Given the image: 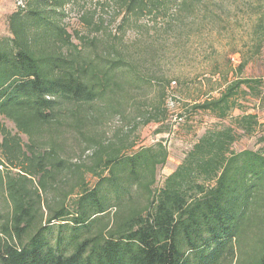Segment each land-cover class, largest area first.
Wrapping results in <instances>:
<instances>
[{
    "label": "trees",
    "instance_id": "obj_1",
    "mask_svg": "<svg viewBox=\"0 0 264 264\" xmlns=\"http://www.w3.org/2000/svg\"><path fill=\"white\" fill-rule=\"evenodd\" d=\"M75 1L18 0L0 37V117L17 129L0 120V264H264V153L232 149L259 118L231 116L239 95L264 99V78L237 77L193 105L232 123L206 131L156 189L168 160L163 143L135 150L93 128L110 112L124 117L132 90L152 84L138 60L155 59L158 40L142 42L137 59L126 30L145 16L156 27L193 20L205 0H113L122 31L90 53L61 23ZM258 1L255 31H264ZM94 15L85 13L84 24ZM159 114L152 106L129 133L159 123ZM68 135L82 154L94 149L90 164L65 156Z\"/></svg>",
    "mask_w": 264,
    "mask_h": 264
},
{
    "label": "rangeland",
    "instance_id": "obj_2",
    "mask_svg": "<svg viewBox=\"0 0 264 264\" xmlns=\"http://www.w3.org/2000/svg\"><path fill=\"white\" fill-rule=\"evenodd\" d=\"M258 4V0H205L200 5L201 14L198 13L193 20L176 22L169 28L164 20L159 19L156 27L153 17L145 16L126 30L125 48L137 59L142 42L158 40L155 59L138 60L139 71L150 77L152 84L132 90L124 117L110 112L93 129L106 143L124 140L126 146L136 143L135 150L163 143L168 150V160L158 169L156 189L163 187L166 178L178 168L206 131L232 123L231 118L222 121L212 113L194 110L193 105L209 97H219L227 83L237 77L264 78V31H255L257 19L263 13L256 9ZM85 13L95 14L90 26L82 20ZM123 18L124 14L117 13L113 0H76L66 7L61 23L72 35L73 43L90 53L95 49L102 51L107 45L105 42L122 31ZM101 20L104 26L97 31ZM138 26L148 30H141ZM142 31H149V34L143 35ZM243 63L245 68L240 71L239 66ZM167 81L171 86H167ZM237 101L241 107L231 112L232 118L244 112L253 113L257 114L260 125L250 135L239 131L241 136L232 149L237 152L262 150L264 153V99L260 102L258 97L241 94ZM152 106L158 107L162 120L130 134L129 131L144 120ZM162 111H165L164 115ZM0 120L13 134L17 133L13 122L3 117ZM20 136L26 144L27 137ZM66 139L65 156L72 158L73 163L90 164L94 149L82 154V146L73 136L68 135ZM87 181L94 185L96 179L88 175Z\"/></svg>",
    "mask_w": 264,
    "mask_h": 264
},
{
    "label": "crops",
    "instance_id": "obj_3",
    "mask_svg": "<svg viewBox=\"0 0 264 264\" xmlns=\"http://www.w3.org/2000/svg\"><path fill=\"white\" fill-rule=\"evenodd\" d=\"M16 9L17 0H0V37L8 35V18Z\"/></svg>",
    "mask_w": 264,
    "mask_h": 264
}]
</instances>
